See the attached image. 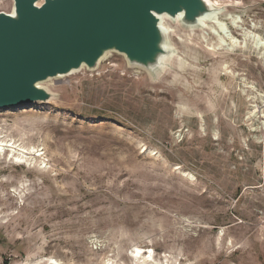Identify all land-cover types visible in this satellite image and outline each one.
Instances as JSON below:
<instances>
[{"label":"rangeland","instance_id":"rangeland-1","mask_svg":"<svg viewBox=\"0 0 264 264\" xmlns=\"http://www.w3.org/2000/svg\"><path fill=\"white\" fill-rule=\"evenodd\" d=\"M209 1L225 30L166 15L157 73L109 51L0 110L35 153H1L0 264H264V0Z\"/></svg>","mask_w":264,"mask_h":264},{"label":"water","instance_id":"water-1","mask_svg":"<svg viewBox=\"0 0 264 264\" xmlns=\"http://www.w3.org/2000/svg\"><path fill=\"white\" fill-rule=\"evenodd\" d=\"M216 11L209 0H12L0 10V110L48 104L41 82L94 68L109 51L157 73L170 46L158 15L190 29Z\"/></svg>","mask_w":264,"mask_h":264},{"label":"bare ground","instance_id":"bare-ground-1","mask_svg":"<svg viewBox=\"0 0 264 264\" xmlns=\"http://www.w3.org/2000/svg\"><path fill=\"white\" fill-rule=\"evenodd\" d=\"M181 14H179L178 16H180ZM177 16V18H178ZM219 15H217V13H211L209 15H201L197 18V21L199 22V24H207L208 20H211V22L215 23L217 26H219V29L223 30V28L225 27V24L223 23V21H221L218 17ZM166 17V14H161L158 15V19H159V27L160 30L163 34V37L165 34L168 33L169 29L167 27H165V23H164V18ZM222 19V18H221ZM228 19V18H227ZM212 24V23H211ZM210 27V26H209ZM225 30V28H224ZM215 32V31H213ZM218 32V29H217ZM216 33V32H215ZM218 36H220V32H218ZM246 36V35H244ZM217 37V36H216ZM225 40L223 41H227L228 44L224 47L226 50L228 51H232L236 48H238L239 50H245L247 47V42H246V38L243 39L242 41H237L236 39H234V37L229 33V34H224ZM248 37V36H247ZM252 37V36H251ZM222 38V37H221ZM220 38V39H221ZM256 38V37H255ZM223 45V44H222ZM225 45V44H224ZM220 46V45H219ZM162 47L164 49H166V46L163 42ZM255 47L256 48H261L263 47V55H264V41L261 40L260 37H258L257 41H255ZM215 50V49H214ZM222 50V49H221ZM171 54V53H170ZM172 55V54H171ZM104 58V57H103ZM160 58V56H159ZM102 59V58H101ZM159 60V59H158ZM230 72V71H229ZM255 111H251L248 115L249 116H253L255 114V112L257 111L256 109H254ZM260 110V109H259ZM247 115V114H246ZM262 115V114H261ZM248 116V117H249ZM260 122V121H259ZM250 123V121H249ZM260 129V128H259ZM7 147H9V151L11 152L10 155L15 157L16 160H20L23 157L27 156L30 152L28 150H26L25 148L20 147V145L11 142V143H7L5 140L0 138V157H1V153L3 152L4 149H6ZM33 156L35 155V153H30ZM37 155H40L37 154ZM133 258L134 260H137L138 264H156V262H154L153 256L151 251L148 252V255H144V253H142V250L140 248H137L134 253H133ZM45 261L49 262V264H59L56 260L53 259H45ZM39 263V262H38ZM36 263V264H38Z\"/></svg>","mask_w":264,"mask_h":264}]
</instances>
